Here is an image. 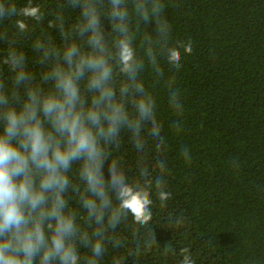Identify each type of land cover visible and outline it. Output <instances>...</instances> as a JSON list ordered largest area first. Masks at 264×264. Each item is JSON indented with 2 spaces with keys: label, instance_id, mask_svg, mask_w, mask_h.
Returning a JSON list of instances; mask_svg holds the SVG:
<instances>
[{
  "label": "clouds",
  "instance_id": "obj_1",
  "mask_svg": "<svg viewBox=\"0 0 264 264\" xmlns=\"http://www.w3.org/2000/svg\"><path fill=\"white\" fill-rule=\"evenodd\" d=\"M66 5L78 10L71 24ZM165 7L164 0H145L130 12L125 0H63L46 15L33 0L19 9L0 0V22L18 17L15 35L0 32L6 45L0 56V264H125V257L110 248L131 245L128 255H139L140 229L148 230L145 247L156 244L150 228L153 204L166 208L172 198L168 139L158 98L142 78L145 60L138 49L146 45L147 62L158 77L164 75L161 55L179 71L180 49L193 52L191 40L168 46ZM134 12L145 23H157L159 51L150 34L141 38L134 32L129 24ZM102 18L115 33L109 39ZM42 24L50 32L34 36ZM30 36L33 61L42 65L38 74L19 47ZM172 84L169 107L176 119L171 128L180 134L184 104L176 79ZM125 134L138 171L129 179L112 160L106 178L109 149L119 147ZM180 158L191 163L187 147L180 149ZM126 225L132 226L127 235L118 231ZM180 255V264H196L190 248Z\"/></svg>",
  "mask_w": 264,
  "mask_h": 264
},
{
  "label": "trees",
  "instance_id": "obj_2",
  "mask_svg": "<svg viewBox=\"0 0 264 264\" xmlns=\"http://www.w3.org/2000/svg\"><path fill=\"white\" fill-rule=\"evenodd\" d=\"M4 2L19 9L27 0ZM59 2L63 0H33L47 10L46 15L54 12ZM144 2L125 0L130 12L135 3ZM164 2L161 17L171 27L168 46L191 40L193 52L184 54L180 49L179 71L171 69L161 55L164 75L159 77L147 62L146 45L139 47L138 56L145 60L142 78L158 98L168 139L167 190L172 198L166 208L159 202L153 204L150 228L155 245L145 247L148 230L140 229L139 255H128L133 250L131 245L127 250L110 248V252L123 255L125 264H180V250L188 247L196 264H264V0ZM64 11L66 22L71 24L78 10L66 5ZM17 18L0 22V32L15 35ZM102 20L105 38L109 39L115 33L109 20ZM129 24L138 37L150 34L160 50L157 23H145L134 12ZM42 32H50L47 24L36 25L33 35ZM31 39L21 40L19 47L27 52L38 74L42 65L33 61ZM5 48L0 42V56ZM173 79L184 104L180 134L171 128L176 119L169 107V97L176 90ZM182 147L191 152L190 164L180 158ZM109 153L103 165L106 178L112 160L119 161L129 179L135 176L138 161L130 134H125L121 145H113ZM69 200L75 197L69 195ZM178 217L182 218L179 225L175 223ZM131 230V225L118 229L125 235Z\"/></svg>",
  "mask_w": 264,
  "mask_h": 264
}]
</instances>
